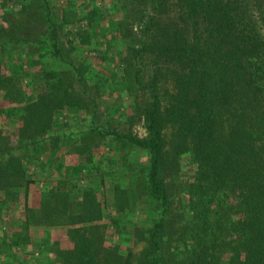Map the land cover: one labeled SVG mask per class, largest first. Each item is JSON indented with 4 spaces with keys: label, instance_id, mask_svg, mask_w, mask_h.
Wrapping results in <instances>:
<instances>
[{
    "label": "trees",
    "instance_id": "1",
    "mask_svg": "<svg viewBox=\"0 0 264 264\" xmlns=\"http://www.w3.org/2000/svg\"><path fill=\"white\" fill-rule=\"evenodd\" d=\"M167 1H173L172 11ZM149 2L150 12L136 39L130 35L121 46L120 39H111L117 24L103 14L101 1L61 0L58 20L47 11L50 34L57 26L67 28L68 49L81 53V58L70 61L71 69L64 73L40 70L42 87L33 94L31 107L15 104L1 109V114L22 120L16 144L0 136V212L11 198L8 191L22 197V210L16 214L20 223L8 243L22 250L32 225L45 229L61 225L71 241L67 252L54 248L58 243L50 236L35 237L48 262L55 263L61 253L66 254V264H104L92 243L102 234L97 221L107 218L97 191L114 165L112 160L107 164L105 154L119 158L121 146L115 142L119 139L144 151L146 160L140 167L145 177L141 193L129 180L110 192L118 215L113 222L116 235L122 233L117 227L120 220L137 226L143 240L133 258L129 250L124 257L111 249L117 263L264 264V0ZM96 50L98 64L87 54ZM144 56L150 57V66L142 83L135 66ZM23 57L11 61L10 69L22 72L24 61H35L30 55ZM168 78L170 88L163 82ZM87 89L109 97V113L116 118L128 114L129 123L135 116L142 119L144 134L108 124L90 127L75 147L84 161L57 162L55 177L33 189L35 178L25 174L24 163H36L43 171L45 162L34 153H42L46 140L24 141L23 126L43 136L53 124L63 122H56L53 112L65 110L68 116L80 117L85 101L94 99ZM52 138L47 140L48 155L56 157L64 141L58 142L57 134ZM99 143L107 151L93 159L91 147ZM183 153L191 176L180 186L183 211L173 220L168 216L164 172L177 167ZM124 162L111 169H121V176L130 178L132 166ZM84 169L99 174V183H92ZM46 176L42 172L41 179Z\"/></svg>",
    "mask_w": 264,
    "mask_h": 264
},
{
    "label": "rangeland",
    "instance_id": "2",
    "mask_svg": "<svg viewBox=\"0 0 264 264\" xmlns=\"http://www.w3.org/2000/svg\"><path fill=\"white\" fill-rule=\"evenodd\" d=\"M100 1L103 3L106 9H103V14L111 17L112 20L117 24V32L112 31L115 41L120 39V46L130 35L135 37L141 28L143 19L150 12L149 0H96L99 4ZM47 2V3H45ZM61 0H0V136L2 140L8 144L14 145L17 142V131L22 125V120L11 118L1 114V109L8 105H23L25 108L31 107L30 103L35 94L42 86V81L39 79L40 70H55L64 73L71 69L68 64L70 61H77L81 58V53L69 50L68 40L71 39V33H67L64 27H55L54 34H50L51 25L45 20L47 11L50 10V16L53 20H58ZM168 10H173V1H167ZM69 5V4H68ZM263 6V4H262ZM63 7V6H61ZM112 8V9H111ZM74 9V6H73ZM107 16V17H108ZM40 17L43 19L40 20ZM106 18H104L105 20ZM68 28H73V25H68ZM138 37V36H137ZM134 39V40H135ZM54 41L55 47L53 48L51 43ZM77 41L73 40L71 44L77 46ZM58 50V53L56 49ZM101 48V47H100ZM98 49V48H97ZM114 49V47H113ZM98 52L96 50L93 54L87 53L88 59L95 64H98ZM84 54V51L82 52ZM34 58L32 63L27 64L25 61L22 64L24 71L18 72L11 70V63L18 62V57ZM24 58V57H23ZM150 57L138 58L140 66L138 75L142 77L141 81L144 83V77L148 74L147 68L149 65ZM12 61V62H11ZM115 66V65H114ZM113 66V68H114ZM13 71V72H12ZM26 73L25 76L20 77V74ZM161 72L158 73L160 76ZM63 76V74H60ZM169 79L163 80L164 84L170 88ZM160 79H157L158 90H161ZM81 89V88H80ZM138 94L136 97H140L139 91L135 92ZM88 95L93 94V102L86 100L83 109L80 111V117L68 116L65 110L53 112L56 122L63 121L61 125L54 126L42 135L32 133L33 127L24 128L23 140L30 141L46 140L43 145L42 153H34V157L38 156L37 159H42L44 163L43 171H40L39 166L36 163H24L25 174L34 177L33 189H37L42 186V183L47 180L49 182L55 177L56 163L61 162L63 164H79L84 161L83 154L78 153L75 147L81 143L82 135L86 134V131L90 127H101L103 125H111L117 130L130 132L141 136L144 134V128L142 119L133 117L131 123H129L126 116L123 115L120 119L116 118L115 115H111L110 103L111 99L103 94H97L93 90H88ZM38 96L36 95V98ZM124 100L128 98L123 95ZM121 108V107H120ZM126 111H129V107L126 106ZM57 134L60 138L59 141H64L60 150L56 152L57 156L50 157L48 155V141L53 140V136ZM92 132H90L89 138L92 139ZM20 135V134H19ZM40 140V141H41ZM101 141V140H100ZM117 142L121 149L117 153L119 158L115 157L113 153L107 151L106 145L103 143L98 145H92L91 152L93 159L99 155L103 156L105 151L107 153L106 161H113L114 165L111 168H119V163L122 159H125L124 163L131 164L132 172L130 178L127 176H121V169H109L106 171L107 180L100 182L101 187L97 191V197L100 203L103 204L105 216L97 221L99 223L100 232H102L100 239H94L92 241L95 253L99 261L104 264H120L117 263L116 255L111 249H114L117 254L126 256L127 251L132 252V258L135 253L142 246V239L140 238V230L133 224H124L119 221L118 229H122L120 237L116 235L117 229H115L113 222L117 218V212L112 206L113 194L111 191H115L114 188L124 185L123 183L130 182L131 188L137 193H141L144 188L145 177L144 173L140 172L141 163L146 160V154L141 149L131 147L128 144H124L121 140L117 139ZM14 152V150H13ZM27 152H29L27 150ZM185 153L181 154L178 159L179 165L168 167L164 172V180L168 185L169 194V206L168 211L173 220L177 219L180 212L183 211L182 207V196L180 192V186L184 180H187L191 176V172L187 169L185 159ZM113 155V156H112ZM121 159V160H119ZM48 165H47V164ZM48 166V167H47ZM109 167V166H108ZM177 170V171H176ZM42 172L47 173L48 177L41 179ZM126 172V171H125ZM83 174L90 178L96 184L101 178L99 174L94 170L84 169ZM67 176H71L72 173L68 172ZM100 178V179H99ZM50 179V180H49ZM98 179V180H96ZM99 183V182H98ZM97 183V184H98ZM35 192V191H34ZM7 194L11 197L7 201V207L4 211L0 212V264L10 262L13 264H66V254L59 253L56 256V262L50 263L49 259L45 258L41 245L35 242L36 236H50V238L56 240V246L62 252H67L71 248V241L69 235H67L65 227L61 225L50 227L49 229L39 228L38 225H32L28 228L29 238L24 244L21 250L20 246L13 247L8 243L10 234L13 228L20 223V220L16 218L22 210V197L15 191H8ZM0 191V197L2 196ZM137 212H139L137 210ZM99 233V232H98ZM6 242L10 247L6 246ZM14 243L13 241L11 242ZM17 256L18 258L14 259ZM52 260V259H50ZM132 262V260H131Z\"/></svg>",
    "mask_w": 264,
    "mask_h": 264
}]
</instances>
